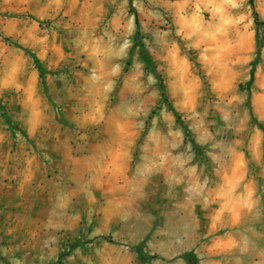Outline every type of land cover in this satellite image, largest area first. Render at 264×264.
<instances>
[{"label":"rangeland","instance_id":"1","mask_svg":"<svg viewBox=\"0 0 264 264\" xmlns=\"http://www.w3.org/2000/svg\"><path fill=\"white\" fill-rule=\"evenodd\" d=\"M255 14L264 0H0V264H187L170 187H208L195 264H264ZM112 187L141 192L133 221L107 228Z\"/></svg>","mask_w":264,"mask_h":264},{"label":"crops","instance_id":"2","mask_svg":"<svg viewBox=\"0 0 264 264\" xmlns=\"http://www.w3.org/2000/svg\"><path fill=\"white\" fill-rule=\"evenodd\" d=\"M2 126L0 123V141L2 142V138H5L1 130ZM114 188L115 192L120 193L121 200L117 207L108 205L105 208V222L107 228H109L108 224H113L115 219L113 218H121L126 223L133 221L136 217L138 208L136 203L138 194L141 192V187H112ZM175 192V201L180 202L182 205L177 213L181 216V214H185L184 217L177 219L175 222H172L173 225L176 227L175 231L180 234L181 231L184 232V237L186 240V246L188 247V253H194L195 248H200L201 252H205L202 250H209V245H205L202 241L209 237V230L208 227L204 225L203 216H207V207H208V187H170ZM177 203V202H176ZM184 209V211H182ZM175 211V212H176ZM129 224V223H127ZM231 235H225L222 240L226 238H230ZM177 236L176 238H179ZM59 240L57 238H54ZM115 239H111L110 243L114 244ZM233 240V239H230ZM200 241V242H199ZM206 243H208L206 241ZM142 246V245H141ZM141 246H138L140 248ZM137 248V250H138ZM112 252H116V249L111 248ZM147 250V249H145ZM139 251V250H138ZM144 251V250H143ZM142 251V252H143ZM137 255L128 254L122 257V261L117 258H111L110 263L105 264H137ZM196 256V255H195ZM198 257H196V260ZM155 261V259L153 260ZM187 263V262H186ZM188 264V263H187Z\"/></svg>","mask_w":264,"mask_h":264},{"label":"trees","instance_id":"3","mask_svg":"<svg viewBox=\"0 0 264 264\" xmlns=\"http://www.w3.org/2000/svg\"><path fill=\"white\" fill-rule=\"evenodd\" d=\"M251 4H252V6H254L253 2H251ZM131 10H132V11H131L132 14L135 16V23H136V27H137V31H136V35H135V39H136V42H137L136 44L139 45V44H140L139 36H140V34H141V32H140V25H141V23H140V20H139L138 12H137L134 8H132ZM255 20H256V23H257L258 25H262V26H264V22H261V21H260L258 14H255ZM258 43H259V44H258V50H257V53H256V59L252 62L251 79H250V81H249V83H248V88H247L248 92L251 91V87H252V85H253L254 82H255L256 69H257L258 64L260 63V60H261V51H262V49L264 48V41L261 40V37H260V34H259V33H258ZM16 46H17L19 49H21L22 51H24L26 54H28V55L33 59L35 65H36V67H37V69H38V71H39L40 78H41L43 81H45V77H46V75L48 74V72H47V70L44 68V66H43L42 62L39 60V58H38L34 53H32L29 49L24 48V47H22L21 45H16ZM140 46H141V48H142V49H141V51H142V57H143L145 63H146L147 65H150V64H151V63H150V59H149V57H148V55H147V52H146L144 46H143V45H140ZM159 80H161V77H159ZM162 98H163V100H164L166 103L169 104V108H170V110H171L172 113L176 116L178 122L181 123V118H180L178 112H177V111L174 109V107L169 103V100H168L167 95L165 94L164 88L162 89ZM0 112H1V114H2V115H1L2 118H4V119L7 120V121H10V117H9V115H8V113H7V108H6V106L4 105V103H3V101H2L1 99H0ZM254 122H256V121H254ZM256 124H258V123H256ZM258 125H259V124H258ZM259 128H260V129L263 131V133H264V126L259 125ZM185 132L188 133V132H189L188 129L185 128ZM196 148H197V147H196ZM138 250H139V251H143V250H145V246L142 245L140 248H138ZM143 258H144L145 260H150V259H151V257H150L149 255H146V254L143 255ZM154 258H156V256H155ZM183 258H184V260H185L188 264H195V262H196V256L194 255V253L186 254V255H184Z\"/></svg>","mask_w":264,"mask_h":264}]
</instances>
